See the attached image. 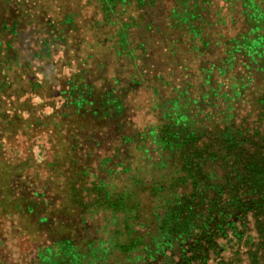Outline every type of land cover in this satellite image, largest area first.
Instances as JSON below:
<instances>
[{
  "label": "rangeland",
  "instance_id": "1",
  "mask_svg": "<svg viewBox=\"0 0 264 264\" xmlns=\"http://www.w3.org/2000/svg\"><path fill=\"white\" fill-rule=\"evenodd\" d=\"M234 137L264 138V0H0V264H264Z\"/></svg>",
  "mask_w": 264,
  "mask_h": 264
},
{
  "label": "trees",
  "instance_id": "2",
  "mask_svg": "<svg viewBox=\"0 0 264 264\" xmlns=\"http://www.w3.org/2000/svg\"><path fill=\"white\" fill-rule=\"evenodd\" d=\"M231 140L229 142V154L225 155L224 159L231 169L224 179L227 184L225 190L228 189L230 193H234V198H236L240 208L248 209L250 204H253L264 220V138L261 141H251L250 147H253L254 150L246 153V149L240 147L243 141L240 143L235 137ZM238 191L240 195L254 192L255 198L242 200L236 194ZM261 224V232L264 237V225ZM232 227H235V225L232 224ZM195 255L198 254L194 252L193 256H186L187 262H192ZM257 255L258 253L256 254V260L259 257ZM256 260L253 262L254 264H258Z\"/></svg>",
  "mask_w": 264,
  "mask_h": 264
},
{
  "label": "crops",
  "instance_id": "3",
  "mask_svg": "<svg viewBox=\"0 0 264 264\" xmlns=\"http://www.w3.org/2000/svg\"><path fill=\"white\" fill-rule=\"evenodd\" d=\"M171 14H173V9H172V10H170V15H171ZM167 25L172 27V25H171L170 21H169V22H167Z\"/></svg>",
  "mask_w": 264,
  "mask_h": 264
}]
</instances>
